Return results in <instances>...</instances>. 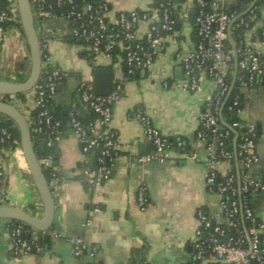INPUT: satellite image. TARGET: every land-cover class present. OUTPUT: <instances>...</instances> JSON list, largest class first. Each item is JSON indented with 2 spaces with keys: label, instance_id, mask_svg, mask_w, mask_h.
<instances>
[{
  "label": "built area",
  "instance_id": "built-area-1",
  "mask_svg": "<svg viewBox=\"0 0 264 264\" xmlns=\"http://www.w3.org/2000/svg\"><path fill=\"white\" fill-rule=\"evenodd\" d=\"M258 1L250 4L245 11L247 16L236 26L240 29L238 41L232 35L233 26L243 13H237L216 0H162L159 7L124 10L114 18L109 16V0H34L32 5L35 21L58 16L71 21L72 37L82 40L95 56L113 58L116 49L122 50L123 61L131 74L153 67L156 57L165 49L167 35L172 34L173 41H179L175 35L179 28L176 17L189 20L190 11L194 10L195 45L190 51H177L185 73L179 85L188 91L200 89L201 78L197 72L201 69L213 82L211 94L199 117L195 143L205 150L206 191L217 195L218 202L214 212L205 207L198 209L191 257L186 264H264V219L256 213L253 205L254 196L264 192V161L257 151L258 128L255 123L241 118L226 128L222 124L221 113L235 87L239 92L234 95L230 109L239 104L240 93L256 88L264 77V0ZM11 9L14 11L12 18L20 20L17 0H13ZM9 19V13L0 9V36L7 29L16 27L6 28L1 24ZM227 41L231 45L232 41L236 43L235 47L232 45V53L227 49ZM40 46L42 72L33 88L36 114L32 120L27 119L33 140L43 137L48 147H54L60 139L57 127L61 122L55 119L51 104L59 85L69 73L52 62L48 38L40 37ZM169 84L164 82L165 87ZM123 90V81L119 78L113 79L112 89L106 95L97 94L92 80H81L75 87L82 111L94 115L83 118L76 111H70V129L78 138L83 154L93 159V165L87 166L84 174L95 188L112 176L118 132L111 126V120L113 107L121 99ZM236 109L239 114L241 108ZM7 117L0 113V123ZM141 119L146 136L153 144V151L142 156L141 160L165 161L173 152L185 158L196 156L186 150L182 140L177 142L179 150H176L170 137L154 126L146 115ZM232 133L234 150L229 148ZM0 145V153L22 150L18 141L12 139L8 127L1 124ZM53 158L52 153L39 158L43 169L49 171L50 185L59 179L52 166ZM5 177V166L0 160V184ZM137 200L141 209L147 208L149 197L145 185L139 188ZM6 201L3 189L0 205ZM100 211L96 205L91 213L94 215ZM93 215L84 222V226L92 222ZM9 221L10 251L15 257L43 251L38 236L28 234L25 222ZM73 246L77 257L96 254L95 247L89 246L82 236L73 238ZM129 264L158 263L145 256H135Z\"/></svg>",
  "mask_w": 264,
  "mask_h": 264
},
{
  "label": "crops",
  "instance_id": "crops-1",
  "mask_svg": "<svg viewBox=\"0 0 264 264\" xmlns=\"http://www.w3.org/2000/svg\"><path fill=\"white\" fill-rule=\"evenodd\" d=\"M114 18L120 11L150 8L154 0H109ZM227 8H235L238 0H216ZM41 39H49L53 63L69 73L63 88L55 96L56 104L67 105L78 100L75 87L81 80L95 82V72L81 53L88 50L82 40L72 37L73 24L58 16L36 21ZM194 23L183 20L177 33L166 36L165 49L156 57L153 67L136 78H127L122 54L108 58L95 56L100 67H109L113 79L123 81L121 99L113 107L111 126L118 132L117 154L112 161V176L95 188L84 174L93 159L80 149L78 138L65 125L56 142L52 166L59 179L51 184L55 198L53 226L45 231L50 245L40 253H25L13 257L10 253V221L0 219V264H129L135 256H145L158 264H186L191 257L192 239L197 226V211L205 207L214 212L218 197L209 194L205 186L204 147L195 143L199 117L208 100L213 82L201 69V88L183 89L179 82L185 78L177 51H190L195 45ZM233 45V43H232ZM30 70L27 40L18 27L7 29L0 36V79L11 80L16 63ZM183 68V67H182ZM168 81V87L164 82ZM256 95L245 91L239 118L255 123L259 138L257 151L264 161V77L255 88ZM14 102L27 116L33 108V93L27 101ZM160 131L171 137L179 135L188 142L194 158L173 152L165 161L141 157L153 151L145 126L136 108ZM0 160L6 170V204L21 207L36 216L43 213V202L28 168L22 150L2 151ZM146 186L149 204L141 209L137 192ZM98 205L100 212L92 214ZM256 213L264 219V192L253 198ZM93 215L92 222H84ZM57 233L59 235H54ZM32 235H37L33 231ZM82 236L95 247V256L77 257L73 238Z\"/></svg>",
  "mask_w": 264,
  "mask_h": 264
},
{
  "label": "water",
  "instance_id": "water-1",
  "mask_svg": "<svg viewBox=\"0 0 264 264\" xmlns=\"http://www.w3.org/2000/svg\"><path fill=\"white\" fill-rule=\"evenodd\" d=\"M17 5L22 28L29 45L30 70L27 79L24 81L17 82L0 79V96L14 95L32 90L38 82L42 72L40 36L37 31L31 0H17ZM194 16L195 12L194 10H191L189 19L193 20ZM232 43L235 47V41H232ZM181 71H184L182 67ZM112 83L113 72L111 68L100 67L95 70V87L97 94H108L112 89ZM62 88L63 84H60L59 90ZM256 93L257 89L254 88L251 90L252 96L256 95ZM0 113H3L14 120L20 129L22 151L43 202V213L40 217L15 205H0V219L23 221L30 225L32 229L47 231L53 226L55 216V198L50 181L47 178L35 152L28 119L14 102H7L2 99H0Z\"/></svg>",
  "mask_w": 264,
  "mask_h": 264
},
{
  "label": "trees",
  "instance_id": "trees-1",
  "mask_svg": "<svg viewBox=\"0 0 264 264\" xmlns=\"http://www.w3.org/2000/svg\"><path fill=\"white\" fill-rule=\"evenodd\" d=\"M161 1L162 0H154L152 5H151V7H159V3ZM210 1H212V0H210ZM253 1L254 0H238L237 3H236L235 8H233V9H235L237 11V13H243L241 15V18L238 19V21L233 26L232 35H233V37H234V39L236 41H238V32L240 31L239 28L236 29V26L240 23L242 18H245L247 16L245 11L247 10V8L250 6V4ZM12 2H13V0H0V9L7 11L9 13V16H10L9 20H7V21H5V22H3L1 24L4 25L6 28L10 27V26H16V27H18L21 30L22 34L25 36L24 30L22 28L21 21L20 20H15V19L12 18L13 15H14V11L11 9ZM258 3H260V0L258 1ZM31 4L34 5V0H31ZM176 18L178 20L179 26H181V23H182L183 20L179 19L178 17H176ZM193 36H194V39H196L195 38V30L193 32ZM25 38H26V36H25ZM73 39L80 40V39H77L75 37H73ZM226 45H227L228 51H230L232 53V45H231L230 41H227ZM27 48H28V51H29L28 43H27ZM29 54H30V51H29ZM118 54H122V56H123V51L120 50V49H116L114 56L118 55ZM81 56L86 58L87 60H89L91 66L93 68V72H95V70L97 68H100V65L95 63V55L90 50L83 51L81 53ZM124 65H125V68H126L125 62H124ZM14 70H15V74H14L13 78L11 79L12 81L20 82V81H24V80L27 79V77H28V68H27L26 64L18 62V63H16ZM127 70L128 69L126 68L125 75H126L127 78H136V77L140 76V73L142 72L141 70H137V71H135L134 73L131 74ZM145 71H148V70H145ZM229 78H230V80H232V78H233L231 71L229 73ZM65 81H66V79H64L62 82L64 83ZM94 85H95V82H94ZM29 92H32L34 94V91L32 89L30 91L21 92V93H17V94H14V95H4L2 97V100L7 101V102H12V101H15V100H20L22 102H26L27 101V94ZM238 92H239V88L235 87L233 92L231 93L230 98L225 102V104L223 105V108L221 110L222 111L221 112L222 113V117H223V120H224L222 122V124L226 128H229L228 126L233 121L239 119V115H238V113L236 111L237 110L236 108H238V107L242 108V103L244 102V100L246 98L245 94L244 93H240L241 97H240L239 104L235 105L234 109H230L229 108L231 105H233L232 101H233L234 95L236 93H238ZM74 95L78 97L76 92H74ZM51 108H52V112H53V115H54L55 119H58L61 122V125L59 127H57V130H59V131H61L64 128L65 125H68V126L71 125L72 117L70 116V111H72V110L76 111L79 117H83V118L84 117H87V118L94 117V115H92L91 113L89 114L87 112L82 111V105L79 102V100H72L67 105L56 104L55 102H53L51 104ZM26 112H27V116L26 117L29 118L30 120H32L35 117L36 109L27 108ZM135 112H138L141 116L145 115L143 113L142 109L138 108V107L135 109V111L132 112V114L135 113ZM0 124L1 125H5V126L8 127L9 131L12 134V139L17 140L18 141V145L21 147L20 129L16 125L14 120H12L11 118L7 117L6 121H3ZM232 135L233 136H231V140H230V143H229V148L231 150H234V133H232ZM179 140H182L185 143L184 146L186 147V150L188 152L191 151V147L189 146V144L185 140V138H183V137H181L179 135L170 137V141L172 142V144H173V146L175 147L176 150H179V147H177V142ZM33 143H34L35 152H36L38 158H41L42 155H46L48 153H52L53 156H55L56 146L48 147L46 145L45 139L43 137L35 138L33 140ZM0 148H1V145H0ZM44 172H45L47 178L50 180L49 171L44 169ZM6 183H7V181H6V177H5L3 179V182L0 184V196H1L2 190L6 187ZM10 220H11V222L16 221L14 219H10ZM25 226L28 229V234H32L33 231L37 232V236H38L39 240L41 241V244L43 246V250L45 249V247H48L50 245V235L47 232L32 229V227L30 225H28V224H26ZM9 254L11 256L15 257L13 251H10ZM89 263L90 264H97L96 262H89Z\"/></svg>",
  "mask_w": 264,
  "mask_h": 264
},
{
  "label": "rangeland",
  "instance_id": "rangeland-1",
  "mask_svg": "<svg viewBox=\"0 0 264 264\" xmlns=\"http://www.w3.org/2000/svg\"><path fill=\"white\" fill-rule=\"evenodd\" d=\"M12 102H16V101H12Z\"/></svg>",
  "mask_w": 264,
  "mask_h": 264
}]
</instances>
